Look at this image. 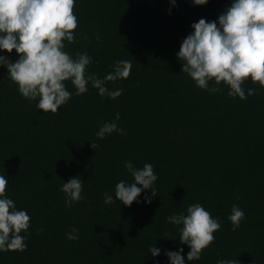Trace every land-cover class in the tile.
I'll list each match as a JSON object with an SVG mask.
<instances>
[{"label": "trees", "instance_id": "1", "mask_svg": "<svg viewBox=\"0 0 264 264\" xmlns=\"http://www.w3.org/2000/svg\"><path fill=\"white\" fill-rule=\"evenodd\" d=\"M177 5L76 0L79 25L65 51L73 57L87 52L89 72L101 78L114 61H131L128 78L107 82L109 89H123L116 99L101 97L91 84L77 96L69 81L72 98L57 113H44L0 66V175L8 178L6 195L31 218L27 250L0 252V264H168L164 251L180 247L186 259L190 249L167 217L186 213L193 203L218 218L221 228L201 258L188 264H264V87L249 79L243 87L256 93L241 100L228 96L223 83L211 93L181 72L176 53L191 24L216 20L230 0ZM0 54L18 59L15 50ZM117 112L126 134L98 138L99 125ZM126 161L137 168L154 165L151 204L144 202L149 190L131 206L104 203V193L114 195L120 180L132 182ZM77 175L85 198L67 206L61 186ZM233 204L245 212L236 231L228 219ZM73 228L78 240L65 235ZM155 243L158 257L149 252Z\"/></svg>", "mask_w": 264, "mask_h": 264}, {"label": "clouds", "instance_id": "2", "mask_svg": "<svg viewBox=\"0 0 264 264\" xmlns=\"http://www.w3.org/2000/svg\"><path fill=\"white\" fill-rule=\"evenodd\" d=\"M208 2L192 0L194 6H204ZM170 4L178 7L177 0H170ZM75 5L76 0H0V53L15 50L18 55L13 62L0 54V66L7 68V74L22 97L38 101L36 108L44 113H57L72 98L66 82H71L77 96L88 92L91 84L101 97L116 99L123 89H109L107 82L126 79L131 74V61L116 60L111 66L113 70L101 78L89 72L93 60L87 52L73 57L65 51V41L75 42V30L79 25ZM168 11L171 14V7ZM190 27L192 31L182 40L176 56L182 62L181 72L188 74L199 88L217 93L223 83L229 87L228 96L246 100L256 93L255 88L245 90L246 81L250 79L264 87V0H230V5L216 20L200 18ZM213 81L215 86L210 87ZM119 120L117 112L113 121L99 125L96 136L103 139L114 132L126 134L125 129L119 127ZM91 147L96 149L98 144L92 142ZM124 166L132 182L120 180L115 185L114 195L104 193V203L119 201L131 206L133 202L140 203L141 193L149 190L150 195H144V202L151 204L158 180L154 165L145 162L142 168H137L132 161H126ZM83 185L84 180L78 175L62 184L67 206L85 198ZM7 186L8 178L0 175V252H23L28 247L26 240L30 235L31 218L26 209H18L15 201L6 195ZM228 219L232 222V230L236 231L245 219V212L233 204ZM167 221L178 226L180 243L190 249L186 259L183 247L165 250L168 264L199 260L221 228L220 220L200 203L189 205L186 213L173 212ZM65 235L69 240H78L79 230L73 228ZM149 252L158 257L161 248L155 243ZM217 264H238V260L220 259Z\"/></svg>", "mask_w": 264, "mask_h": 264}]
</instances>
